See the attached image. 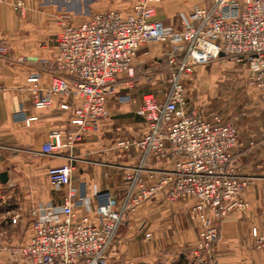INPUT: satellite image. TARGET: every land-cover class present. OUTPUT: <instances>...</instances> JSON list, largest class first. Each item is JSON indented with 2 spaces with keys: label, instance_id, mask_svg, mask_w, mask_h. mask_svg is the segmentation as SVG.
Returning <instances> with one entry per match:
<instances>
[{
  "label": "built area",
  "instance_id": "obj_1",
  "mask_svg": "<svg viewBox=\"0 0 264 264\" xmlns=\"http://www.w3.org/2000/svg\"><path fill=\"white\" fill-rule=\"evenodd\" d=\"M161 0H135L132 11L98 13L72 25L63 16L57 36L54 75L46 90L40 75H32L30 96L34 108L43 111L61 99L60 109L69 113L72 130L65 140L52 131L39 154L56 156L92 131L97 122L109 117V103L116 98L118 80L131 78L141 48L149 43H181L182 53L168 57L170 88L162 98L146 94L137 114L148 126L141 139L124 140L121 148H136L140 163L128 175L124 201L109 194H96V220L80 216L77 208L88 209L83 185L73 181L74 161L48 169L49 180L67 188L63 205L40 206L30 212L33 235L24 246L14 249L30 264H109L124 216L141 204L164 196L169 202L191 198L200 222L197 246L190 264H216L214 245L222 219L248 208L242 194L251 179L238 174L231 161L239 146L234 126L220 116L205 118L190 106L185 81L198 66L221 59L220 54L247 60L256 85L264 94V0H213L210 7H196L190 22L181 30L167 32L154 19ZM10 0H0V5ZM15 10L25 11L20 0ZM180 57V60L178 59ZM127 102L128 96L117 97ZM38 117H26L27 126ZM170 160L173 168H150V160ZM76 184V185H75ZM255 247L264 253V234L252 231Z\"/></svg>",
  "mask_w": 264,
  "mask_h": 264
},
{
  "label": "crops",
  "instance_id": "obj_2",
  "mask_svg": "<svg viewBox=\"0 0 264 264\" xmlns=\"http://www.w3.org/2000/svg\"><path fill=\"white\" fill-rule=\"evenodd\" d=\"M17 1L20 0L0 5V165L5 168L0 176L2 173L8 176L6 182L0 179L4 190L0 199L7 207L5 214L11 216L5 229L0 226V264H30L23 260L14 263L10 254L13 247H22L32 238L31 210L40 206L58 210L63 205L67 188L49 180V168L75 159L73 181L83 185L82 193L88 198V209L81 207L76 212L95 221L96 194L113 195L121 204L127 193L128 175L141 160L140 150H125L119 143L141 139L148 129L145 120L137 114L142 98L132 94L129 83L123 88L116 84V98L128 96L129 101L112 99L109 117L97 122L72 147L59 151L56 156L39 154L52 131H60L67 140L72 130L69 113L60 109V98L46 110L39 112L34 108L28 82L32 75L39 74L44 90L50 87L63 16L69 15V23L78 25L109 10L129 14L135 0H21L24 13L14 9ZM212 2L161 0L156 5L154 19L173 33L190 22L196 7L208 8ZM153 44L160 45L158 51L151 50ZM182 49L181 43H149L139 54L140 58L154 56L155 59L161 52L168 58L173 53L181 54ZM185 92L190 106L205 118L219 116L205 115ZM24 116L38 117V120L27 126ZM262 125L241 133L239 146L233 153L231 163L236 172L251 179L242 194L248 209L222 219L219 239L214 245L216 264H264V254L254 248L252 235L255 228L264 233ZM149 167L170 170L173 162L151 159ZM194 205L195 200L191 198L169 202L164 196H157L127 213L109 254V264H175L182 259L190 264L201 229L199 218L192 211Z\"/></svg>",
  "mask_w": 264,
  "mask_h": 264
},
{
  "label": "rangeland",
  "instance_id": "obj_3",
  "mask_svg": "<svg viewBox=\"0 0 264 264\" xmlns=\"http://www.w3.org/2000/svg\"><path fill=\"white\" fill-rule=\"evenodd\" d=\"M150 48L155 52L160 45L153 44ZM161 54L160 52V55H156L155 59L154 56L140 58L138 54L133 77L118 80L117 86L123 88L129 83L133 87L132 94L140 98L146 94H155L159 99L163 97L164 92L170 88L171 67L166 61L167 58ZM185 89L205 115H219L224 122L236 128L239 137L241 133L254 131L264 124V94L258 89L254 71L247 60L226 58L206 66H198L185 81ZM4 169L0 165V171ZM2 192L4 190L0 186V195H3ZM2 200L0 199V226L5 229V223H9L11 216L5 214L7 207L2 204ZM18 248L20 247H13V250ZM254 248L256 249L255 241ZM13 250L10 254L11 260L14 263L21 262L23 259L14 254Z\"/></svg>",
  "mask_w": 264,
  "mask_h": 264
},
{
  "label": "water",
  "instance_id": "obj_4",
  "mask_svg": "<svg viewBox=\"0 0 264 264\" xmlns=\"http://www.w3.org/2000/svg\"><path fill=\"white\" fill-rule=\"evenodd\" d=\"M220 57L221 58L225 57V54L224 53H221L220 54ZM7 178H8L7 173H2L1 176H0L1 182H6L7 181Z\"/></svg>",
  "mask_w": 264,
  "mask_h": 264
},
{
  "label": "trees",
  "instance_id": "obj_5",
  "mask_svg": "<svg viewBox=\"0 0 264 264\" xmlns=\"http://www.w3.org/2000/svg\"><path fill=\"white\" fill-rule=\"evenodd\" d=\"M225 57H227V58H231V57H228V56H225ZM179 60H180V57L178 58ZM167 63H168V58H167ZM166 92H167V90H166ZM166 92H164V95L166 94ZM157 96V95H156ZM158 97V96H157ZM162 98V97H161ZM175 264H189L187 261H185L184 259H182V260H180V261H178V262H175Z\"/></svg>",
  "mask_w": 264,
  "mask_h": 264
}]
</instances>
